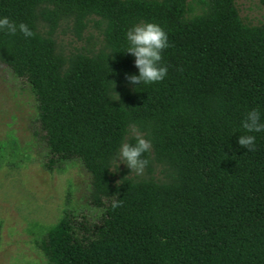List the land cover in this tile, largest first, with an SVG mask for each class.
<instances>
[{
  "label": "trees",
  "instance_id": "1",
  "mask_svg": "<svg viewBox=\"0 0 264 264\" xmlns=\"http://www.w3.org/2000/svg\"><path fill=\"white\" fill-rule=\"evenodd\" d=\"M4 17L34 33L0 30V64L34 97L43 168L79 162L100 210L41 228L46 264H264V131L242 127L253 109L264 123V17L243 24L233 0H0ZM140 23L170 45L153 84L125 78L139 75L126 33ZM61 26L83 45L64 50ZM131 126L152 144L142 175L116 164ZM17 165L14 148L0 155Z\"/></svg>",
  "mask_w": 264,
  "mask_h": 264
},
{
  "label": "rangeland",
  "instance_id": "2",
  "mask_svg": "<svg viewBox=\"0 0 264 264\" xmlns=\"http://www.w3.org/2000/svg\"><path fill=\"white\" fill-rule=\"evenodd\" d=\"M233 5L243 24L256 25L264 17L258 0H233ZM90 33L95 35L93 30ZM56 38L64 50L84 43L76 42L64 26L56 31ZM36 132L33 95L24 81L0 64V155L7 157L14 148L18 163L11 169L0 168V264H46L34 240L63 209L88 221L100 215L88 203L89 176L79 162L64 163L60 172L43 168L47 149ZM117 167L129 169L121 162Z\"/></svg>",
  "mask_w": 264,
  "mask_h": 264
},
{
  "label": "clouds",
  "instance_id": "3",
  "mask_svg": "<svg viewBox=\"0 0 264 264\" xmlns=\"http://www.w3.org/2000/svg\"><path fill=\"white\" fill-rule=\"evenodd\" d=\"M17 29L25 37H32L34 35L25 23L21 22L17 25L7 17L0 18V30L6 31L10 35H15ZM126 39L129 43L126 52L135 57V67L139 70L138 76L126 75V80L132 84L139 85L162 81L167 75L168 69L165 66H160V61L162 60L161 53L170 46L167 33L164 29L155 23H140L127 31ZM242 127L250 133L264 131V123L260 122L259 111L256 109L249 111L242 122ZM130 131L136 142L135 144L123 143L120 146L116 154V163H124L131 172H134L136 175H142L149 163L148 159L142 158V156L151 151L152 144L150 140L145 138L146 134L139 132L135 126H131ZM238 144L248 151H254L255 137L252 135H242L238 138ZM122 203V200L115 199L112 202V208L122 207Z\"/></svg>",
  "mask_w": 264,
  "mask_h": 264
}]
</instances>
